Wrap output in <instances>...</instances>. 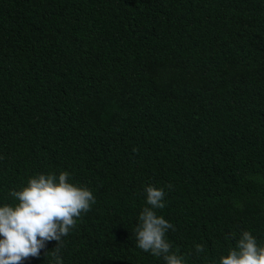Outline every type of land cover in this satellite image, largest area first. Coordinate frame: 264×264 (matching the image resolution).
I'll use <instances>...</instances> for the list:
<instances>
[{
    "label": "trees",
    "instance_id": "trees-1",
    "mask_svg": "<svg viewBox=\"0 0 264 264\" xmlns=\"http://www.w3.org/2000/svg\"><path fill=\"white\" fill-rule=\"evenodd\" d=\"M62 170L96 197L62 264H165L132 234L147 185L186 264L264 242V0H0V206Z\"/></svg>",
    "mask_w": 264,
    "mask_h": 264
},
{
    "label": "clouds",
    "instance_id": "clouds-1",
    "mask_svg": "<svg viewBox=\"0 0 264 264\" xmlns=\"http://www.w3.org/2000/svg\"><path fill=\"white\" fill-rule=\"evenodd\" d=\"M167 187L171 190L173 186ZM145 192L146 206L132 229L136 246L162 257L165 264H186L185 258L172 251L166 239L167 231H174V226L157 214V210L166 206L164 189L147 185ZM10 196L15 203L0 206V264H23L31 257H38L51 241L57 242L51 256L55 264H62L63 238L96 202L89 188L71 182L70 173L63 170L58 175L55 172L30 175L26 184L10 190ZM195 251L204 253L205 247L196 244ZM219 264H264V242L258 243L250 231L243 230L227 254L220 255Z\"/></svg>",
    "mask_w": 264,
    "mask_h": 264
}]
</instances>
